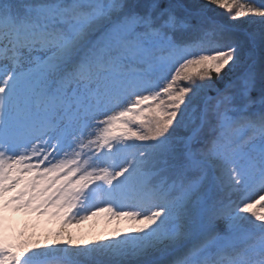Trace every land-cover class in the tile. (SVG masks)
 <instances>
[{
    "label": "snow or ice",
    "instance_id": "1",
    "mask_svg": "<svg viewBox=\"0 0 264 264\" xmlns=\"http://www.w3.org/2000/svg\"><path fill=\"white\" fill-rule=\"evenodd\" d=\"M0 264H264V0H0Z\"/></svg>",
    "mask_w": 264,
    "mask_h": 264
},
{
    "label": "rangeland",
    "instance_id": "2",
    "mask_svg": "<svg viewBox=\"0 0 264 264\" xmlns=\"http://www.w3.org/2000/svg\"><path fill=\"white\" fill-rule=\"evenodd\" d=\"M16 222L22 223V218H18ZM112 223L115 225L116 228L130 227L133 224V222L126 220H122L119 222L109 221L106 217L101 216L85 222L84 224L80 225L79 228L73 229V231L78 235L84 236L85 238H91L97 233L99 229L107 228ZM47 226H49L50 228L52 227V225Z\"/></svg>",
    "mask_w": 264,
    "mask_h": 264
},
{
    "label": "trees",
    "instance_id": "3",
    "mask_svg": "<svg viewBox=\"0 0 264 264\" xmlns=\"http://www.w3.org/2000/svg\"><path fill=\"white\" fill-rule=\"evenodd\" d=\"M21 221V220H20ZM19 221V222H20ZM19 224V223H18ZM41 227H47V225H44L43 223L41 224ZM48 228V227H47ZM126 228V227H124ZM116 229L115 225L112 226H108L107 228H101L100 230L97 231V233L95 235H99V234H106L107 232H110L112 230Z\"/></svg>",
    "mask_w": 264,
    "mask_h": 264
}]
</instances>
